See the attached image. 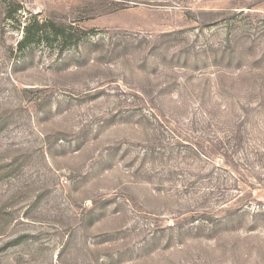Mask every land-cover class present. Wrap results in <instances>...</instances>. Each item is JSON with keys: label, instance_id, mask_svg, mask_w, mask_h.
Returning <instances> with one entry per match:
<instances>
[{"label": "rangeland", "instance_id": "rangeland-1", "mask_svg": "<svg viewBox=\"0 0 264 264\" xmlns=\"http://www.w3.org/2000/svg\"><path fill=\"white\" fill-rule=\"evenodd\" d=\"M0 264H264V0H0Z\"/></svg>", "mask_w": 264, "mask_h": 264}, {"label": "trees", "instance_id": "trees-1", "mask_svg": "<svg viewBox=\"0 0 264 264\" xmlns=\"http://www.w3.org/2000/svg\"><path fill=\"white\" fill-rule=\"evenodd\" d=\"M7 17L13 18L10 13H7ZM70 29L71 27L65 28L64 25H57L54 22L43 21L40 23L36 19V16H32V20L28 18V20L24 23L23 37L21 40L18 41V43L19 45L22 46L23 43L30 42L29 38H31L32 36H37V38L39 39L43 38V36H40L42 35V32L43 34H46L47 38H48V34H50L55 38H59L60 40L65 41L71 38L72 36V33L70 34ZM77 37H80V36H77Z\"/></svg>", "mask_w": 264, "mask_h": 264}]
</instances>
